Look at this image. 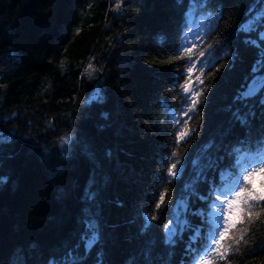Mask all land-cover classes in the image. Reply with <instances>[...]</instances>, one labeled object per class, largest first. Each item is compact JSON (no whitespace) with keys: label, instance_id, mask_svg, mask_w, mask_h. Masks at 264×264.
<instances>
[{"label":"trees","instance_id":"obj_1","mask_svg":"<svg viewBox=\"0 0 264 264\" xmlns=\"http://www.w3.org/2000/svg\"><path fill=\"white\" fill-rule=\"evenodd\" d=\"M261 3L0 0V264H193L212 188L264 157V93L237 99L264 76V27L243 30ZM181 199L190 227L168 244ZM261 221L217 264H264Z\"/></svg>","mask_w":264,"mask_h":264},{"label":"snow or ice","instance_id":"obj_2","mask_svg":"<svg viewBox=\"0 0 264 264\" xmlns=\"http://www.w3.org/2000/svg\"><path fill=\"white\" fill-rule=\"evenodd\" d=\"M116 6L117 8L120 7L119 4ZM261 7L264 8V0H262ZM209 19H211L210 16ZM250 19L252 22L243 29L245 32H251L256 25L264 27V11L255 13ZM194 47L195 45H193V47L184 46L182 54L178 53L177 58L183 59L187 57L190 60L192 55L196 54L193 51ZM209 47H211V45H209ZM198 56L204 57L205 51H199ZM260 65H264V61L258 62V66ZM258 66H254V72L258 70ZM88 67L91 68L92 66L89 65ZM194 67L195 65L193 64L187 69L189 76H191ZM197 79L199 80V77H197ZM200 82L202 83L203 81ZM181 88L184 92L191 91L187 80L181 85ZM262 93H264V76L255 77L245 86V89L241 91L237 99L240 101H247ZM193 96L198 97L199 93H193ZM93 99H102L99 90H97ZM191 103L192 107L188 109L189 112L195 110V106L199 103V99L194 98ZM237 119L240 120L242 124L246 123V119L240 117L239 114H237ZM185 128H187L186 122ZM192 131L191 129L181 131L179 140H184L186 137L190 136ZM8 139V136L0 134V142H6ZM65 143H67V140H65ZM260 145L264 148V139L260 141ZM172 156L175 157L176 153L173 152ZM179 163L180 161L176 160L167 169L169 177L175 178L182 172V167L180 169L177 168ZM258 175L260 177L259 188L256 186V177ZM198 178L199 177H197V179ZM5 181L6 178L0 176V183H4ZM213 193L216 194L215 201L209 202L206 212L201 211L199 213L202 217L207 218V222L210 223L212 227L206 238V244H204L201 249H197L194 253L193 264H217V259L226 261L230 253H238L240 251L241 243L245 245L248 244V240L245 239V237L250 231V226L264 214V157L258 155L251 163L246 162V165L242 166V170L237 171L234 178L229 182H222L220 187L214 186L210 195ZM222 197L223 200L221 199ZM164 200L165 194L161 193L156 208H160ZM217 201H220V203L217 204ZM187 207V202L184 199H181L174 205L170 219L164 227L166 243H174L173 237L190 227L184 215L187 212ZM154 219H156L155 216L146 218L145 226H147L148 220ZM261 222L264 223V221ZM237 223L243 227L237 228ZM199 236L200 230L196 229L195 234L190 239H197ZM93 241L94 238H89L88 242L85 243L86 250ZM213 245H215V247H213ZM189 250H192L191 245ZM66 262L67 264H76L72 253L67 254ZM50 264H56V262L50 261Z\"/></svg>","mask_w":264,"mask_h":264},{"label":"water","instance_id":"obj_3","mask_svg":"<svg viewBox=\"0 0 264 264\" xmlns=\"http://www.w3.org/2000/svg\"><path fill=\"white\" fill-rule=\"evenodd\" d=\"M189 85H190L191 91L185 92L186 97H189L192 94L194 86H195V81L194 80L190 81Z\"/></svg>","mask_w":264,"mask_h":264},{"label":"rangeland","instance_id":"obj_4","mask_svg":"<svg viewBox=\"0 0 264 264\" xmlns=\"http://www.w3.org/2000/svg\"><path fill=\"white\" fill-rule=\"evenodd\" d=\"M195 35V34H194ZM193 36V35H192ZM194 90V89H193ZM193 93V92H192Z\"/></svg>","mask_w":264,"mask_h":264}]
</instances>
